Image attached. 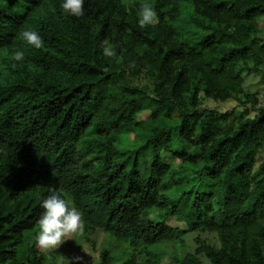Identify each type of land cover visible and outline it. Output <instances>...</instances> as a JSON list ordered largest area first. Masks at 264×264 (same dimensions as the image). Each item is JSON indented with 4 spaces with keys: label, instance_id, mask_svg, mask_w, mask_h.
Returning a JSON list of instances; mask_svg holds the SVG:
<instances>
[{
    "label": "trees",
    "instance_id": "16d2710c",
    "mask_svg": "<svg viewBox=\"0 0 264 264\" xmlns=\"http://www.w3.org/2000/svg\"><path fill=\"white\" fill-rule=\"evenodd\" d=\"M62 2L0 0V264H45L51 189L107 234L95 264H264V103L244 87L264 66V0H147L144 27L145 0H86L82 17ZM233 97L231 121L204 103Z\"/></svg>",
    "mask_w": 264,
    "mask_h": 264
},
{
    "label": "clouds",
    "instance_id": "9594fccd",
    "mask_svg": "<svg viewBox=\"0 0 264 264\" xmlns=\"http://www.w3.org/2000/svg\"><path fill=\"white\" fill-rule=\"evenodd\" d=\"M86 0H63L61 8L63 13L82 17L85 14ZM138 24L141 27L154 25L157 21V13L147 0L139 5L137 12ZM26 44L39 49L42 47L43 38L37 30L24 28L19 33ZM105 58L116 57L114 45L104 40L100 44ZM25 52L17 48L12 52L14 61L23 60ZM42 212L37 220L38 231L35 236L37 248L46 253L45 264L52 260L51 251H57L60 246L69 239H75L76 235L83 231L82 214L60 192L51 189L50 193L41 201ZM79 259V258H77Z\"/></svg>",
    "mask_w": 264,
    "mask_h": 264
},
{
    "label": "rangeland",
    "instance_id": "374dc122",
    "mask_svg": "<svg viewBox=\"0 0 264 264\" xmlns=\"http://www.w3.org/2000/svg\"><path fill=\"white\" fill-rule=\"evenodd\" d=\"M260 26L262 28L260 37L264 39V17L260 20ZM261 68L262 71L259 73H245L244 80L245 89L249 93L256 94L258 96L260 100L259 105L264 103V66ZM239 96L243 98L244 93H240ZM204 103L208 107L217 108L223 112H229V121L240 116L243 110V107L236 97L219 102L213 100L212 98H206ZM249 108V113L254 114L255 111L251 108V106H249ZM147 115V113H144L141 115V118H146ZM164 158L170 163L179 162L168 153H164ZM257 159L258 162L264 159V148H262L259 152ZM168 222L182 228L186 227L185 223L177 221L174 218H169ZM108 245H110V241L108 240L107 234L103 231L97 230L90 236L81 232L76 235L75 239H69L64 242L60 248L57 249V251H51L48 253L52 256V260L48 262V264H62L64 261L67 264H95L100 255L106 251V247ZM173 245L174 244H172V246Z\"/></svg>",
    "mask_w": 264,
    "mask_h": 264
}]
</instances>
